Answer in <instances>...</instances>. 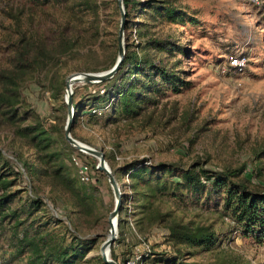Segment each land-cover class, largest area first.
Here are the masks:
<instances>
[{
	"label": "rangeland",
	"instance_id": "374dc122",
	"mask_svg": "<svg viewBox=\"0 0 264 264\" xmlns=\"http://www.w3.org/2000/svg\"><path fill=\"white\" fill-rule=\"evenodd\" d=\"M98 1L101 5L99 23L91 15L82 16V21L74 19L69 5L57 0L47 4H40L38 0H0V66L6 64L7 40L17 38L18 31L35 30L51 41L67 24L73 25L85 39L81 40L76 52L64 57L67 63L60 68V77L67 80L72 73L99 66L115 51L118 57L120 42H116V47L114 43L117 37L119 40V4L117 6V0ZM177 5L189 10L200 24L195 27L159 22L154 24L153 31L158 37L171 35L187 49V56L177 52L165 60L180 59L178 69L182 71V79L189 84L178 92L167 89L159 96L158 106L148 107L132 120L121 118L110 123L105 119L92 120L88 116V106L77 118L75 110L72 135L110 154L118 165L134 159H148L153 163H174L185 167L201 161L212 169L244 166L245 173L254 183L264 185V0H178ZM130 20L133 24L139 21L135 10L131 12ZM91 26L98 27L100 35L89 41L87 39L95 32ZM133 29V26L125 27V44L130 34V38L136 41ZM66 31L74 34L72 30ZM236 55L245 58L243 70L230 66ZM48 79L41 75L28 82L23 87V97L40 114L46 126L54 127L52 135L60 144L66 139L68 108L63 104L66 85L64 95L54 98ZM98 88L85 83L73 86L76 100L86 99ZM0 150L23 172L12 188L13 191L22 189L13 206H23L30 194L41 195L50 212L63 217L71 232L84 239L97 238L83 262L99 264L100 246L109 234V215L115 206V196L107 175L94 167L98 159L81 154L76 148L64 157L70 166L69 157L79 155L90 166L91 177L96 179L98 190L94 193V202L89 209L79 213L72 195L56 186L52 179L28 175L20 161L29 166L48 168L53 163L41 164L28 139L16 136L15 128L6 122L1 123V118ZM74 172L77 174L76 169ZM221 199L220 195L210 198L204 195L198 200L189 194L179 200L160 198L156 202L155 215L166 213L169 215L166 220L159 222L149 217L142 227L137 222L138 217H129L123 236L119 235L118 229V238L113 244L115 252L121 262H128L146 241L156 253L167 250L169 255H176V248L168 242L167 225L178 221L211 226L219 242L212 250H186L187 247L181 245L184 254L180 255L181 259L201 264H264V243L236 232L224 214ZM125 207L133 210V204ZM124 209L123 215L127 208ZM43 217V212L38 211L32 220ZM71 232H66L69 238ZM1 256L2 250L0 261Z\"/></svg>",
	"mask_w": 264,
	"mask_h": 264
},
{
	"label": "trees",
	"instance_id": "16d2710c",
	"mask_svg": "<svg viewBox=\"0 0 264 264\" xmlns=\"http://www.w3.org/2000/svg\"><path fill=\"white\" fill-rule=\"evenodd\" d=\"M38 1L40 4L51 2ZM57 1L69 5L74 19L82 21V16L91 15L99 23L101 5L98 0ZM177 1L124 0L126 29L133 26L137 39L134 41L130 38L131 34L126 37V55L114 77L100 83L85 84L99 86L86 99L76 100L74 92L73 105L77 118L84 114L82 110L88 106V116L92 120L105 119L110 123L121 118L136 119L148 107L158 106L159 96L165 94L167 89L178 92L182 86L189 84L182 79V71L178 69L180 59L165 60V57L177 52L187 56V49L171 35L158 37L153 31L154 24L159 22L195 27L200 24L198 18L189 10L179 7ZM134 10L139 21L133 24L130 16ZM90 29L95 32L90 38L86 37L89 41L100 35L98 27L91 26ZM66 30H72L74 34L70 35ZM57 32L51 41L31 29L20 30L17 38L10 37L7 40L6 64L0 66V118L1 123L6 122L15 128L16 136L28 139L29 144L36 149L35 154L41 164L53 163L49 168L29 166L18 158L28 175L52 179L56 186L59 185L72 195L75 208L80 210L77 212L83 213L94 202V193L98 190L96 179L92 178L88 183L81 180L78 168L72 163L73 154L69 157L70 166L64 158L75 148L65 138L59 144L52 135L54 127L46 126L40 114L23 97V87L41 75L49 78V89L54 98L64 95L66 77H60V68L67 63L64 57L76 52L83 38L69 24ZM116 42L119 43L118 37L115 47ZM116 61L115 51L101 65L83 71H106ZM63 104L67 107L66 102ZM93 109H96L95 113ZM27 120L30 122H25ZM105 156L122 190L120 236L124 235L129 217H138L137 222L142 227L149 217L164 222L168 214L159 212L155 215L156 202L160 198L179 200L189 194L199 200L204 195L206 198L220 195L224 214L233 223L236 232L264 243V185L254 183L245 173L246 167L212 169L201 161L185 167L174 163H153L148 159H134L118 165L114 163L113 156L106 153ZM22 176L21 169L0 150V250L3 251L0 264H84L86 260H83L97 238L84 239L76 232H71L63 217H56L50 212L45 199L38 193L30 194L23 206L14 207V200L22 193V189L13 191L12 188ZM126 204H133V210L125 207ZM124 208L127 209L123 215ZM38 211L43 212L44 217L32 220ZM167 229L168 242L176 248V255H169L167 250L156 253L152 249L148 257H143L141 264H201L181 259V245L186 246V250H212L219 245L211 226L172 221ZM66 232H71V238ZM111 256L118 264H127V261H120L114 245ZM98 259L99 264H106L101 255Z\"/></svg>",
	"mask_w": 264,
	"mask_h": 264
},
{
	"label": "water",
	"instance_id": "95a60500",
	"mask_svg": "<svg viewBox=\"0 0 264 264\" xmlns=\"http://www.w3.org/2000/svg\"><path fill=\"white\" fill-rule=\"evenodd\" d=\"M118 4L121 12V23L119 29V53L117 57V61L115 65L106 71L102 72H75L68 76L66 80V98L65 102L68 107V119L65 125V137L66 140L80 152H83L88 155H92L98 159L97 169L103 171L108 179L109 183L112 187L115 196V206L112 212L109 215V225L110 230L107 238L100 246V255L103 261L106 264H118L116 260H114L111 256V250L113 244L116 242L118 238V229H119V216L122 206V190L120 184L118 183L116 177L114 176L111 167L106 159L105 152L103 150L94 148L84 142L79 141L74 138L72 135V126L75 118V108L73 105V95L74 90L72 85L78 83H100L102 81L111 79L116 75L119 71L124 57L126 55V46L124 42V33L126 27V10L124 5V0H118Z\"/></svg>",
	"mask_w": 264,
	"mask_h": 264
},
{
	"label": "built area",
	"instance_id": "2783aa9c",
	"mask_svg": "<svg viewBox=\"0 0 264 264\" xmlns=\"http://www.w3.org/2000/svg\"><path fill=\"white\" fill-rule=\"evenodd\" d=\"M245 58L238 55L232 57L231 59V68L235 70H243L245 65ZM103 92V91H102ZM93 113L96 112V109L92 110ZM72 163L78 168L81 180L85 183H88L92 180L90 167L84 162L79 155H73ZM152 252V248L150 243L144 241L140 245V248L137 249L136 253H134L133 257L127 262V264H139L144 256H147Z\"/></svg>",
	"mask_w": 264,
	"mask_h": 264
},
{
	"label": "bare ground",
	"instance_id": "6f19581e",
	"mask_svg": "<svg viewBox=\"0 0 264 264\" xmlns=\"http://www.w3.org/2000/svg\"><path fill=\"white\" fill-rule=\"evenodd\" d=\"M74 85H72V88H73Z\"/></svg>",
	"mask_w": 264,
	"mask_h": 264
}]
</instances>
